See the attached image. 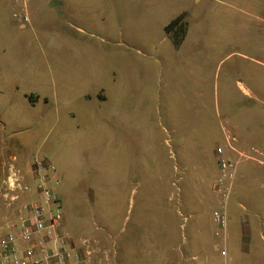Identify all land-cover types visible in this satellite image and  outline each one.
Instances as JSON below:
<instances>
[{
    "label": "rangeland",
    "instance_id": "1",
    "mask_svg": "<svg viewBox=\"0 0 264 264\" xmlns=\"http://www.w3.org/2000/svg\"><path fill=\"white\" fill-rule=\"evenodd\" d=\"M98 4L92 25L76 23L91 36L68 28L92 43L91 58L88 49L65 56L52 49L50 90L59 91L60 59H67V75L75 76L67 94L100 91L107 100L35 110L44 127L32 150L56 167L65 227L96 249L88 264H220L219 148L243 160L228 200L231 234L247 215L244 230L253 235L250 258L239 262L264 264V203L248 206L247 194L261 189L264 201V0ZM13 11L10 0H0V110L11 107L8 117L19 116L12 83L29 72L22 58L29 37ZM8 170L0 227L19 222L30 200L13 199L9 185L16 171L23 183L32 175Z\"/></svg>",
    "mask_w": 264,
    "mask_h": 264
},
{
    "label": "crops",
    "instance_id": "2",
    "mask_svg": "<svg viewBox=\"0 0 264 264\" xmlns=\"http://www.w3.org/2000/svg\"><path fill=\"white\" fill-rule=\"evenodd\" d=\"M10 1L14 10L13 18L16 12L24 11L30 19L28 23H22L14 18L19 29L24 31L26 33L25 35L29 37L27 44L28 51L25 57L23 56L24 54L22 55V58L27 60L26 65L29 72L20 74L12 83L14 90L12 98L13 104L15 105L14 110L18 112L19 116L8 117L5 115L11 110V107H7L3 111L0 110V114L3 113L6 116H0V189H2L1 187H3V183L8 177V168L10 166H12V169H20L26 176L32 174L35 160L32 153L33 146L40 142V138L43 136V132L40 129L44 127L42 119L36 116L35 110L39 108L50 109L53 102V105L58 106V112H66L67 107L74 101L87 99L88 101H97L98 104H102L107 100V97L100 91L96 93H76L73 97L67 94L65 90L67 81H72L75 77L67 75V59H64L63 62L60 59L58 75L59 91L52 95L50 90L52 49H60L63 52H60L63 56L66 55L68 50L78 51L88 49L91 58L92 43L90 41L83 43L68 28L73 29L76 33H86L91 36L89 32L87 33L83 27L77 26L76 23L81 22L86 25H92V14L98 10L100 0ZM105 6L109 7L108 4ZM52 23L60 24L62 27L51 26ZM68 33L71 36H68ZM87 80H91V76H88ZM98 106L101 108L102 105ZM1 117L8 119V122L6 121L7 124L2 123ZM27 120H29V125L26 124ZM10 128H13L15 131L8 132ZM242 144L241 142L240 145ZM247 160L255 161L261 166L263 165L262 160L254 157L248 158ZM240 161L243 160L238 159L237 166ZM259 161L262 162L260 163ZM236 178L232 186H235ZM261 191V189H257L255 192L251 190L247 192V194H252L249 198L250 203L248 206L252 207L264 203L260 198ZM226 206L225 210L228 216L226 244L230 255L227 264H240L239 261L242 258H250L251 248L253 247V235L252 233L250 234V231L244 230L243 224L247 220V215L242 217L240 231H237L236 236L234 237L231 234L232 232L229 227L231 221L229 201H227ZM243 209L249 208L244 205ZM231 246L235 247L232 252L229 249Z\"/></svg>",
    "mask_w": 264,
    "mask_h": 264
},
{
    "label": "built area",
    "instance_id": "3",
    "mask_svg": "<svg viewBox=\"0 0 264 264\" xmlns=\"http://www.w3.org/2000/svg\"><path fill=\"white\" fill-rule=\"evenodd\" d=\"M14 18L22 23L30 21L24 11L14 14ZM228 134V148L235 151ZM236 141V138H232ZM221 174L215 182L216 190L225 200L223 211L214 214L218 225L216 236L222 243L218 246L221 257L220 264H227L229 250L226 244L228 216L225 208L236 176L237 162L227 155L226 148L216 151ZM241 158L244 157L240 154ZM32 183H23V175L12 173L9 188L15 193L13 199L20 194L29 196L30 200L23 207V216L19 222L8 223L0 227V264H88L96 253L89 240L76 241L65 227L61 205V197L57 186L60 179L56 167L46 158L38 156L34 160ZM215 264V263H209Z\"/></svg>",
    "mask_w": 264,
    "mask_h": 264
}]
</instances>
